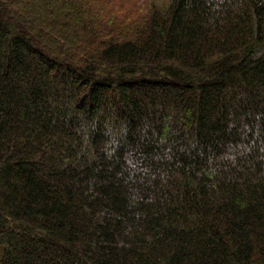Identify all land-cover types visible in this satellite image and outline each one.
Wrapping results in <instances>:
<instances>
[{
  "label": "trees",
  "instance_id": "obj_1",
  "mask_svg": "<svg viewBox=\"0 0 264 264\" xmlns=\"http://www.w3.org/2000/svg\"><path fill=\"white\" fill-rule=\"evenodd\" d=\"M127 2L0 0V264H264V0Z\"/></svg>",
  "mask_w": 264,
  "mask_h": 264
},
{
  "label": "rangeland",
  "instance_id": "obj_2",
  "mask_svg": "<svg viewBox=\"0 0 264 264\" xmlns=\"http://www.w3.org/2000/svg\"><path fill=\"white\" fill-rule=\"evenodd\" d=\"M108 1L111 2V5L117 4V0H113V1H112V0H108ZM129 1H130V2L132 1V2H134V3L139 2V4H140V3H146V1H148V0H128V2H129ZM128 2H127V3H128ZM130 9H131V6H129V3H128V4H127V10H128V11H127L126 14H124V16L127 15V14H130V12H129ZM139 12H140V11H139Z\"/></svg>",
  "mask_w": 264,
  "mask_h": 264
}]
</instances>
